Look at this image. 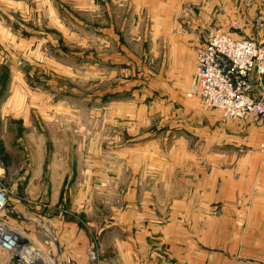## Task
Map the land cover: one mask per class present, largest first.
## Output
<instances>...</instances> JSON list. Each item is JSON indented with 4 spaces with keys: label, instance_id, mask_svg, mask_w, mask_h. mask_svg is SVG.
<instances>
[{
    "label": "rangeland",
    "instance_id": "1",
    "mask_svg": "<svg viewBox=\"0 0 264 264\" xmlns=\"http://www.w3.org/2000/svg\"><path fill=\"white\" fill-rule=\"evenodd\" d=\"M215 29L264 43V0H0L9 222L60 264H181L165 237L179 242L184 222L194 238L204 219L198 163L217 162L221 128L264 132L255 117L228 123L193 89ZM90 245L102 248L94 263ZM0 264L16 263L0 250Z\"/></svg>",
    "mask_w": 264,
    "mask_h": 264
},
{
    "label": "crops",
    "instance_id": "2",
    "mask_svg": "<svg viewBox=\"0 0 264 264\" xmlns=\"http://www.w3.org/2000/svg\"><path fill=\"white\" fill-rule=\"evenodd\" d=\"M240 124L221 128L223 142L208 172L198 163L197 191L191 196L202 201L197 215L204 219L193 224L196 236L189 238L184 222L179 242L166 233L181 264H264V132L258 125ZM218 156L230 160L220 163ZM207 176L213 177L208 183Z\"/></svg>",
    "mask_w": 264,
    "mask_h": 264
},
{
    "label": "built area",
    "instance_id": "3",
    "mask_svg": "<svg viewBox=\"0 0 264 264\" xmlns=\"http://www.w3.org/2000/svg\"><path fill=\"white\" fill-rule=\"evenodd\" d=\"M193 89L205 109H217L227 121L257 118L264 128V43L236 38L215 29L196 52ZM256 82V85H253ZM8 192L0 186V250L16 264H60L35 238L22 234L6 218ZM102 248L89 246L87 258L97 261ZM63 264H75L65 255Z\"/></svg>",
    "mask_w": 264,
    "mask_h": 264
}]
</instances>
